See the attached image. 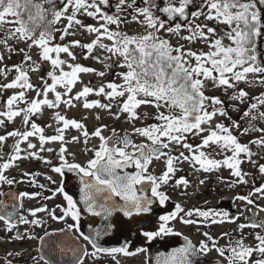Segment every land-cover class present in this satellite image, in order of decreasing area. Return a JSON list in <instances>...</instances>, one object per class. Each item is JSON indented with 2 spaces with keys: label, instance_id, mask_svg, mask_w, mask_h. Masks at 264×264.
<instances>
[{
  "label": "snow or ice",
  "instance_id": "1",
  "mask_svg": "<svg viewBox=\"0 0 264 264\" xmlns=\"http://www.w3.org/2000/svg\"><path fill=\"white\" fill-rule=\"evenodd\" d=\"M130 25L135 26L131 34ZM0 32V127L6 130L0 134V184L16 182L6 173L19 161L37 159L51 165L40 153H53L56 150L46 146L59 144L60 163L51 171L79 175L83 208L59 187L56 192L64 194L67 206L61 216L49 214L52 220L65 221L61 233H74L76 240L91 246L89 251L78 244L57 245L61 253H71L72 264H85L86 258L97 264L102 255L121 264L118 256H137L147 249L132 250L127 237L119 247H102L98 241L117 231H135L150 244L159 237L182 236L175 229L177 223L198 232L205 229V239L194 244L184 236L183 245L158 255L156 264H197L196 258L212 252L217 258L211 264H264V219H257L264 207L253 199L264 200V91L253 95L240 87L264 88V53L260 52L264 0H0ZM85 34L87 42L77 38ZM13 56L20 60L9 66L5 61ZM80 59L101 67L86 66ZM109 73H114L113 78L106 80ZM81 74H92L99 83H85ZM209 91H220L222 96ZM142 106L154 111L141 112ZM229 108L238 114L235 118ZM74 109L80 112L79 119L67 115ZM101 113L129 125L124 135L115 128L104 135L109 126L102 122ZM46 115L54 123L38 124ZM90 116L97 122L93 130L85 123ZM17 120L20 127L7 131ZM148 120L153 122L144 123ZM48 129L54 134L47 135ZM70 130L77 135L66 138ZM133 136L144 142L135 143ZM81 137L86 151L92 153L86 163L74 162L75 153L67 147L81 143ZM244 137L247 142H242ZM9 138L14 143L10 152H4ZM93 138L99 143L88 148ZM69 154L71 162L66 158ZM157 163L164 165L159 174ZM185 163L190 173L178 177ZM224 169L233 179H218L230 188L261 180L251 185L247 195L233 197L245 205L240 215L211 207L185 208L167 192L171 189L189 197V188L198 189L209 175ZM35 195L19 194L20 198ZM169 201L171 210L154 213V204L164 208ZM5 207L0 202V209ZM46 211L39 207L29 214L36 217ZM244 211L252 215L244 216ZM82 212L100 218L88 233L82 231ZM150 214L156 215L154 227H133L140 220L151 222ZM12 215H0L6 231L17 227ZM242 216L244 222H238ZM19 223L39 227L42 221L20 216ZM224 224L236 227L218 238L207 231ZM52 235L45 232L39 239L43 243ZM225 238L226 244L220 245L218 239ZM37 251L43 253V248ZM32 260L33 264H55L43 254Z\"/></svg>",
  "mask_w": 264,
  "mask_h": 264
},
{
  "label": "flooded vegetation",
  "instance_id": "2",
  "mask_svg": "<svg viewBox=\"0 0 264 264\" xmlns=\"http://www.w3.org/2000/svg\"><path fill=\"white\" fill-rule=\"evenodd\" d=\"M14 128H18L14 124L8 125L7 131H11ZM5 129L0 127V134L5 133ZM33 143H38L36 140H32ZM14 143L12 138H9L7 141L8 147L4 148V152H10V146ZM53 144L52 147L54 148ZM23 147V145H22ZM48 147V145L46 146ZM57 150L53 153L43 152L40 153L46 159L52 161L51 165L43 163L41 160L37 159H25L17 162L18 167H14L7 171L6 175L10 179L14 178L15 183L11 186L7 184H0V193L5 195H0V202H3L6 205L5 208L0 209V215L7 214L9 212L13 213L12 220L17 224L16 228H13L11 231L5 230V225L3 221H0V264H6V261H11L12 264H33L32 257H39L41 254L45 255L47 258L53 260L55 264H72V255L70 252L61 253L60 248L57 247H72L77 244L81 247L87 248L91 251V246L87 245L83 240H76L74 233H69L65 235L60 232V229L65 228V221L63 220H52L49 213H54L57 216H61V209L65 208L66 201L64 200V194L72 196L73 200L77 202L78 207L83 208V205L79 203L80 200V177L75 172H67L61 175L51 171L52 166H59V160L56 156ZM92 156V153L83 154L82 158L79 155H76L74 162L77 163H86L87 160ZM70 162L73 161V156L66 157ZM81 159H84L82 162ZM128 172H134V169H127ZM23 173H29L31 175L25 176ZM51 177V179H48ZM53 181L55 183H53ZM63 187L64 194L56 192V189ZM55 192V195L53 193ZM170 195V189L167 190ZM20 193L28 194H38L32 198L24 197L20 198ZM146 195H150V192H146ZM233 196H229L227 191H222L221 196L218 198H209L206 197V194H203V197L200 198H186V197H172V201L180 202L185 208L200 207L203 210H207L209 207L226 210L232 214L240 215L241 201H233ZM51 197V199H47ZM183 201H196L195 203H190L189 205L184 204ZM39 207H45L48 211L37 213L36 217H33L29 214L30 210L36 209ZM173 204L171 201L168 202L167 206L161 208L158 204H154V213L156 215L166 214L167 211L171 210ZM151 215V222L149 220H140L138 224L133 227L140 228H149L154 227L156 224V215ZM252 213L246 211L244 216H251ZM261 214L258 215L257 219H261ZM24 216L28 220L40 219L42 221L41 226L37 227L34 225L22 224L19 223V217ZM244 216L243 221L244 222ZM67 223H72L70 218H65ZM100 218L90 217L86 213H81V225L82 231L88 233L90 227H92L93 222H99ZM241 222V221H238ZM234 224H224V225H213L207 231L214 238H218L220 234L224 231H230L235 228ZM175 229L183 233L182 236L175 237H159L152 243H147L143 237L137 236L136 232L131 233L126 231H117L111 236L104 237L103 240L98 241L102 247H119L125 243V237L128 238L130 247L132 250L138 247H145L146 252L141 253L137 256H118L117 258L121 261V264H156V257L161 253L167 254L173 248L181 247L184 243V236H187L194 244H198L200 240L205 239L202 235V232L205 229L201 228L198 232L195 227L181 225L179 223L175 224ZM246 230L249 229H245ZM252 230V229H251ZM45 232L54 233L52 236L45 237L44 242L42 243L39 237L44 236ZM250 232V231H247ZM246 232V233H247ZM27 235H32L37 237L36 239H27ZM23 236L25 238H16L13 237ZM249 241L252 239L250 236ZM227 242V238L218 239L220 245H224ZM247 242V241H246ZM43 248V253L37 251L38 249ZM12 253V255H9ZM19 253V255H16ZM216 253L212 252L208 256L198 257L197 264H211L216 259ZM41 264L43 262L41 261ZM85 264H93L92 259L86 258ZM97 264H113L111 257L101 256V259Z\"/></svg>",
  "mask_w": 264,
  "mask_h": 264
},
{
  "label": "rangeland",
  "instance_id": "3",
  "mask_svg": "<svg viewBox=\"0 0 264 264\" xmlns=\"http://www.w3.org/2000/svg\"><path fill=\"white\" fill-rule=\"evenodd\" d=\"M85 23H94L91 19H85ZM135 30V26L130 25L128 28L129 33L131 34L133 31ZM78 39H84V42H87L88 38L87 35L85 34V37H77ZM0 39H3V33L0 32ZM225 43H227V41H225ZM21 47H23V45H20ZM35 51V50H34ZM76 53L79 55V49L75 50ZM20 60L19 56H13L10 60H6L5 63H7L9 66H11L12 64L18 62ZM79 63L84 64L86 66H91V67H95V68H100V65H97L94 61L91 60H83L80 59ZM0 67H2V65H0ZM48 70V66L45 65V71ZM116 71H123V69H116ZM14 75V73L12 74ZM12 75L9 76V79L12 78ZM114 73H109L108 76L105 77L106 80H111L113 78ZM82 79L85 83H88L89 81H91L92 84H98L99 83V78L95 77L92 74H81ZM32 80L33 82H37V76L34 74L32 76ZM119 82V81H118ZM80 85H77V90L80 88ZM241 88H245L247 91H249L251 94L253 95H259L262 91H264V88L258 86V85H253L251 87L245 85V84H241L240 85ZM209 95H220L222 96V92L220 91H209L208 93ZM89 99H95V97H89ZM148 111V112H153L154 109L150 108V107H145L142 106V108L140 109L141 112L143 111ZM229 111L231 113V115L235 118L238 114L237 113H232L231 109L229 108ZM68 116L72 117L75 116V118L79 119L80 118V112H78L77 110H71L67 113ZM103 120L102 122L107 124L109 127L108 129L105 131L104 135H110L111 134V129L115 128L117 130V132L120 133V135H124V131L125 129L129 128V125H127L126 123L123 122V120L121 121H114L112 120L110 117H108L105 113H101ZM153 122L151 120L145 121L144 123H150ZM38 124H41L42 126L45 123H54L53 121H51L50 117L48 115L45 116L44 119L42 120H37ZM86 126L89 128V130H93L94 126L96 125V121L90 116L89 120L85 122ZM224 123H228L227 121H224ZM15 126L20 127V122L19 120L16 121V123L14 124ZM137 126H141V124L139 122H137ZM47 135H52L54 134V130L53 129H48L46 132ZM73 135H77L75 130H70L68 132H66V138H70ZM133 141L135 143H141L144 142L142 140V138L139 137H132ZM35 140V139H34ZM83 137H81V143L79 144H70L67 145L68 147V152L69 153H75L76 155H79L80 158H82L83 154H88L90 152L86 151V148L83 144ZM198 141L193 140L192 143L195 144ZM242 142H247V137L242 138ZM98 140L96 139H92L90 141V143L87 145L88 148L93 147L94 145H98ZM53 144L48 145V147H52ZM54 149L59 151V144L57 143L56 145H54ZM67 156H72L71 154L67 155ZM81 161L83 162L84 159H81ZM164 165L162 163H157L155 165V169L157 174H159V172L163 169ZM245 169L248 171H253L248 165H244ZM183 169L184 171L177 173V176H181V175H185L187 173H190V168L187 165V163H185L183 165ZM219 177H222L225 181L231 180L233 179L232 177L229 176V171L227 169L221 170V172L219 173H215V174H211L209 175L208 179L206 180V184L203 186H199L198 189H193V188H189L188 191L190 193H192L191 196L186 197V198H200L203 197V194H206V197L209 198H218L219 196H221V192L222 191H227V194L229 196H233V195H247V193L249 192L251 185L253 183L255 184H259L261 183V180L259 178H257L255 181L253 180H249L248 185H236L235 187H228L226 183H221L220 180L218 179ZM189 179H192L191 175L188 176ZM201 178H203V175L201 176ZM170 196L172 197H183L181 196L178 192H173L170 189ZM254 200H256L257 204H259L261 207H264V200H259L256 197H253ZM196 201H183L184 204L189 205L190 203H195ZM241 208L245 209V205L241 204ZM246 214V211H244V215ZM261 219H264V213H261L260 215ZM243 216L241 217L240 221L242 222L243 220ZM247 231H253L251 229L246 230ZM258 231V230H257Z\"/></svg>",
  "mask_w": 264,
  "mask_h": 264
},
{
  "label": "trees",
  "instance_id": "4",
  "mask_svg": "<svg viewBox=\"0 0 264 264\" xmlns=\"http://www.w3.org/2000/svg\"><path fill=\"white\" fill-rule=\"evenodd\" d=\"M260 52L264 53V43H261L260 45ZM261 58L264 59V57H261Z\"/></svg>",
  "mask_w": 264,
  "mask_h": 264
}]
</instances>
